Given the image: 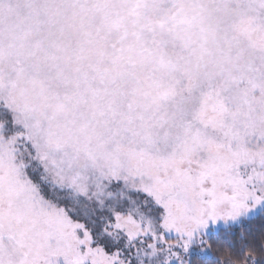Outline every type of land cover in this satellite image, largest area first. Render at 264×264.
<instances>
[{
	"label": "snow or ice",
	"instance_id": "6c2138e0",
	"mask_svg": "<svg viewBox=\"0 0 264 264\" xmlns=\"http://www.w3.org/2000/svg\"><path fill=\"white\" fill-rule=\"evenodd\" d=\"M254 213L264 0H0V264H222Z\"/></svg>",
	"mask_w": 264,
	"mask_h": 264
},
{
	"label": "trees",
	"instance_id": "16d2710c",
	"mask_svg": "<svg viewBox=\"0 0 264 264\" xmlns=\"http://www.w3.org/2000/svg\"><path fill=\"white\" fill-rule=\"evenodd\" d=\"M231 228V237L221 235L223 227L219 228L216 232L209 234V238L213 241L219 240L224 246L232 248L233 252L237 255L240 254V244L249 243V240H241L240 232L243 230L246 233L247 237H251L254 241L257 242L260 235L264 234V219L261 218L260 214H257L244 222L239 223V225H230ZM193 258L202 259L205 264H218L216 257L209 252L205 257L195 255ZM258 264H264V260L258 261Z\"/></svg>",
	"mask_w": 264,
	"mask_h": 264
},
{
	"label": "clouds",
	"instance_id": "9594fccd",
	"mask_svg": "<svg viewBox=\"0 0 264 264\" xmlns=\"http://www.w3.org/2000/svg\"><path fill=\"white\" fill-rule=\"evenodd\" d=\"M262 243H264V240H262ZM213 250L221 259L222 264H244V261L237 260V258L231 254V251L227 247L221 249L219 245H215L213 246ZM249 253L255 254L252 249H249Z\"/></svg>",
	"mask_w": 264,
	"mask_h": 264
},
{
	"label": "rangeland",
	"instance_id": "374dc122",
	"mask_svg": "<svg viewBox=\"0 0 264 264\" xmlns=\"http://www.w3.org/2000/svg\"><path fill=\"white\" fill-rule=\"evenodd\" d=\"M257 214H259V213H254V214H251V215H249L248 217H242V218H240L238 221H236V222H234V223H231L230 225H239V223H241V222H244L245 220H247V219H249L250 217H253V216H255V215H257ZM221 227H223V225H218V226H215V227H210V229H209V234H211L212 232H216L219 228H221ZM209 252H204V253H202V252H200L198 249H193V251H192V253H191V255L192 256H195V255H199V256H202V257H205L206 256V254H208Z\"/></svg>",
	"mask_w": 264,
	"mask_h": 264
}]
</instances>
